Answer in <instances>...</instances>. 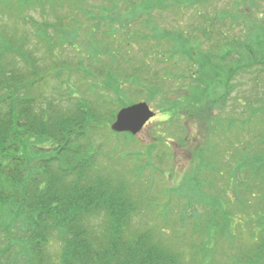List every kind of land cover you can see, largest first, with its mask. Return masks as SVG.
<instances>
[{
  "label": "rangeland",
  "instance_id": "obj_1",
  "mask_svg": "<svg viewBox=\"0 0 264 264\" xmlns=\"http://www.w3.org/2000/svg\"><path fill=\"white\" fill-rule=\"evenodd\" d=\"M128 1L0 0V66L15 77L35 71L33 96L54 98L61 109L72 93L110 102L94 148L140 200L131 230L153 229L183 264H246L264 188L237 168L264 152V55L254 59L242 48L263 43L255 29L264 27V0ZM209 49L218 57L205 63ZM187 51L204 62L200 74L205 64L213 79L222 71L228 89L197 115L203 122L185 111ZM132 102L156 116L132 139L113 134L116 113ZM26 153L36 158L35 145ZM13 222L0 227V264H24L19 233L5 232L17 230ZM45 251H60L55 235Z\"/></svg>",
  "mask_w": 264,
  "mask_h": 264
},
{
  "label": "trees",
  "instance_id": "obj_2",
  "mask_svg": "<svg viewBox=\"0 0 264 264\" xmlns=\"http://www.w3.org/2000/svg\"><path fill=\"white\" fill-rule=\"evenodd\" d=\"M255 30L264 36L262 24ZM261 45L242 49L255 59L264 55ZM185 56L190 57L188 65L184 62L190 79L182 90L188 98L185 111L197 116L216 103L191 84L192 56L189 51ZM203 64L197 62L198 68ZM176 66L179 69L178 63ZM196 74L197 84L207 85L203 74ZM28 75L15 77L11 68L0 66V93H4L0 95V227L7 228L5 223L16 220L17 230L5 232L12 231L11 236L19 233L17 241L26 247L24 264H183L180 253L156 239L153 229L131 230L140 200L126 180L101 165L93 138L101 133L110 102L103 96L89 102L72 93L66 98L69 107L61 109L54 98L33 96L36 80L31 75L36 77L37 73L32 70ZM180 75L175 79L187 77L184 72ZM150 93L159 97L154 91ZM161 100L159 108H166L168 101ZM198 117L203 122V117ZM107 118L111 121L113 116ZM208 119L206 114L204 122ZM30 144L35 145L36 158L26 153ZM237 169L248 171L246 178L254 185L256 179L259 181L257 190L264 188V152L258 158L238 162ZM242 185L247 192L253 189L246 181ZM260 196L264 205V194ZM53 235L60 251L48 255L45 248ZM252 235L253 255L245 263L264 264V208Z\"/></svg>",
  "mask_w": 264,
  "mask_h": 264
},
{
  "label": "water",
  "instance_id": "obj_3",
  "mask_svg": "<svg viewBox=\"0 0 264 264\" xmlns=\"http://www.w3.org/2000/svg\"><path fill=\"white\" fill-rule=\"evenodd\" d=\"M154 115L149 105L144 102L129 105L117 112L109 128L116 134L127 133L135 136Z\"/></svg>",
  "mask_w": 264,
  "mask_h": 264
},
{
  "label": "flooded vegetation",
  "instance_id": "obj_4",
  "mask_svg": "<svg viewBox=\"0 0 264 264\" xmlns=\"http://www.w3.org/2000/svg\"><path fill=\"white\" fill-rule=\"evenodd\" d=\"M200 42V41H199ZM218 53L219 55L221 54V58H223L224 54H223V47L220 45L218 48ZM213 51L211 49L208 50V53L204 54V58H205V63H208V60H211V57L213 55L217 56L218 55L215 53H213ZM195 54V52L193 53ZM208 55V56H207ZM208 58V59H207ZM193 63H191V79L193 81V83H191L194 87H199V89H201L203 91L204 96L210 98L209 100H211L210 102H214L217 103V97H220V102L223 100V98L225 99V97L227 96V86H226V81L223 80L222 78V71L219 70V72H215V78H212V75L210 74V72L208 71V67H206V64L204 65V70H203V77L205 79V82H207V85L203 86L201 84H197L196 79V72H198V65L196 66L197 59L195 58V56L193 55ZM208 87V88H207ZM195 88V89H196ZM214 98V99H212ZM221 105L223 106V104L221 103ZM222 108V107H221ZM187 114H190L189 111H187ZM156 116V115H155ZM190 116V115H189ZM149 123H147L143 128H145Z\"/></svg>",
  "mask_w": 264,
  "mask_h": 264
}]
</instances>
